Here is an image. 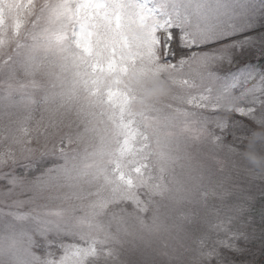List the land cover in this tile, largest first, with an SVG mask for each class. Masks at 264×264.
I'll use <instances>...</instances> for the list:
<instances>
[{"label": "rangeland", "instance_id": "1", "mask_svg": "<svg viewBox=\"0 0 264 264\" xmlns=\"http://www.w3.org/2000/svg\"><path fill=\"white\" fill-rule=\"evenodd\" d=\"M191 3L0 0V181L13 185L0 192V219L6 211L20 219L27 182L16 171L41 156L59 159L67 142L68 171L58 176L95 191L48 204L50 222L69 223L87 240L68 247L65 264H209L204 234L214 240L229 215L239 225L244 217L229 206L250 205L264 191V80L250 71L221 85L204 60L173 70L152 56L155 30L186 26ZM212 108L219 115L202 113ZM237 111L253 122L250 132L228 119ZM125 113L147 132L143 147H131V121L116 124ZM225 126L233 144L214 135ZM129 154L116 167L134 183L109 169ZM252 215L259 225L258 203Z\"/></svg>", "mask_w": 264, "mask_h": 264}, {"label": "snow or ice", "instance_id": "2", "mask_svg": "<svg viewBox=\"0 0 264 264\" xmlns=\"http://www.w3.org/2000/svg\"><path fill=\"white\" fill-rule=\"evenodd\" d=\"M186 16V26L168 25L155 30L152 56L156 65L175 70L178 66L183 69L193 61L204 60L221 85L230 86L250 71L258 79L264 80V0H192L186 8ZM70 27V39L76 43L79 33L75 26ZM96 67L99 70L100 66ZM225 68L227 70H223ZM165 76L162 72L161 78ZM39 103H46V99L41 97ZM202 113L216 116L219 115V108L203 109ZM121 119L124 125L131 121V128L135 129L136 134L131 141L133 149L148 143L147 132L134 118L125 113L116 120L117 125H120ZM228 119L239 122L245 134L254 126L239 111ZM123 130L128 132L127 129ZM128 134L131 135V132ZM214 135L224 143L233 144V132L228 126L216 129ZM117 139L120 143L124 142L123 136ZM67 146V142H61L57 150L59 159L41 156L37 163L24 165L23 170L16 171L18 179L27 182V188L21 194L20 219L8 211L0 219V264H65L69 246H87V240L81 239L69 223L57 224L47 219L46 209L51 201L74 198L87 200L95 191L84 182L77 183L72 175L58 176L60 170L68 171L67 161L71 157L65 153ZM131 159L130 154L122 160L117 158L115 164L109 165V169L115 170L118 179L134 183L130 176H125L116 167V164L122 166ZM144 163L147 167L148 162ZM133 170L140 169L129 165V171ZM12 189L13 185L7 180L0 181V192L10 193ZM249 199L250 205L229 206L230 210L244 217L239 225L234 227L236 217L229 215L214 226L219 229L215 232L214 240L210 234H204L212 240L209 264H264V191L259 200L255 197ZM257 203L260 206L259 225L252 215L253 206ZM94 259L97 257L87 258L85 264H90Z\"/></svg>", "mask_w": 264, "mask_h": 264}]
</instances>
